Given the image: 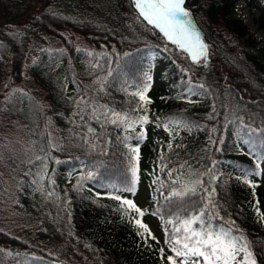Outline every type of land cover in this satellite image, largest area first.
Instances as JSON below:
<instances>
[{
	"label": "trees",
	"instance_id": "trees-1",
	"mask_svg": "<svg viewBox=\"0 0 264 264\" xmlns=\"http://www.w3.org/2000/svg\"><path fill=\"white\" fill-rule=\"evenodd\" d=\"M63 3L0 0V138L6 125L26 143L9 147L0 170V264H169L135 221L199 212L205 227L245 238L264 264V44L233 18L240 5L260 9L264 33V0H185L207 47L198 62L134 0H112L100 19L63 14ZM145 86L151 103L139 99ZM144 116L177 144L164 149L140 217L123 195L151 182L163 142L129 127ZM182 163L203 183L169 199L179 183L168 171Z\"/></svg>",
	"mask_w": 264,
	"mask_h": 264
},
{
	"label": "snow or ice",
	"instance_id": "snow-or-ice-1",
	"mask_svg": "<svg viewBox=\"0 0 264 264\" xmlns=\"http://www.w3.org/2000/svg\"><path fill=\"white\" fill-rule=\"evenodd\" d=\"M134 3L140 16L148 24L159 29L171 43L177 45L182 51L188 52L194 62H198L201 58L206 59L207 47L201 41L192 20L189 19L190 12L183 7L185 0H134ZM148 80H151L150 76ZM146 91L147 86L139 93V99L151 103L144 94ZM118 119H124V117L118 114ZM115 122L113 121V123ZM147 122V117L144 116L139 121H133L129 124V127H132L135 123L145 124ZM143 135L141 133V137ZM134 151L138 153L139 150L137 148ZM134 159L138 160V155ZM132 172L135 176V167H133ZM198 183L202 184L203 182L198 181ZM195 191V187L186 186L179 191H172L168 198L183 199L190 193L194 194ZM214 191L213 189L212 192ZM115 198L119 199V197ZM209 202H211V193ZM122 204L127 205L129 210H134L138 216L142 217L144 215L143 210L131 200L124 199ZM204 215L205 212H199L180 221L179 227L175 228V232L181 235L172 240L166 239L165 242L171 244V251L174 253V256L168 257L169 264H177L178 259L179 264H189L190 257L202 258L204 264H256L250 244L245 238L241 237L237 240L232 235L231 229L226 230L221 227L217 230L211 227L210 222L205 227ZM135 222L143 229L141 235L147 233L148 237L155 239L151 230L140 219ZM169 222L175 223V221ZM194 225H199V228L193 227ZM161 251L163 252V249ZM238 255L241 256L239 262L237 261ZM191 264H197V261H192Z\"/></svg>",
	"mask_w": 264,
	"mask_h": 264
},
{
	"label": "rangeland",
	"instance_id": "rangeland-1",
	"mask_svg": "<svg viewBox=\"0 0 264 264\" xmlns=\"http://www.w3.org/2000/svg\"><path fill=\"white\" fill-rule=\"evenodd\" d=\"M58 11L79 19H100L104 12L112 13L114 11V7L112 0H64V3L58 7ZM260 12V9L240 5L233 14V18L243 21L244 24L249 28L250 32L259 38L264 44V33L260 31L255 24V19L259 16ZM162 35L164 36L163 33ZM165 38L169 43H171L167 37ZM40 46L41 44L38 42L33 43L32 58L36 56L37 50ZM175 46L178 47L177 45ZM154 63L156 65L154 69L155 72L162 71L167 67L166 60L161 58L159 55L154 57ZM1 127L3 129L2 133H4V135L3 138H0V170H2L3 165L10 154L9 147L14 148L16 142L26 145L23 139L24 136L14 131L13 127L6 125ZM134 127L137 128L140 137L141 133L144 134L141 138H146L151 135H154L156 138H158L159 135H162L163 137V142L159 144L153 160L155 166L153 172H151L149 175L151 182H145L137 191L127 192L123 195L125 199L131 200L139 208H144L148 204L149 198L151 197L153 181H155V174L160 173L166 167L165 163L163 162L164 149H170L177 143L171 138V136L164 130L162 126L155 125V127H152L149 124V121L145 124L135 123ZM168 173L174 181L179 183L178 188L175 189L176 191H179L186 186L196 187L198 181H200L201 178V174L197 170L190 167L187 163H182L175 168L170 169ZM261 183H264V177L261 179ZM7 202L8 197H6L4 194L3 186L0 184V211L2 213H6ZM169 221L174 220L156 218L153 215H148L142 218V223L147 225V227L151 230L152 236L155 237L153 241L156 244V247L163 249V252L168 257L174 256V253L171 251V244L165 242L166 239L172 240L181 235L180 233L175 232V228L179 227L180 221H175V223H170ZM240 259L241 256L238 255L237 261L239 262ZM192 261H197V264H204L202 258L190 257L189 264H191ZM177 264H179V259L177 260Z\"/></svg>",
	"mask_w": 264,
	"mask_h": 264
}]
</instances>
